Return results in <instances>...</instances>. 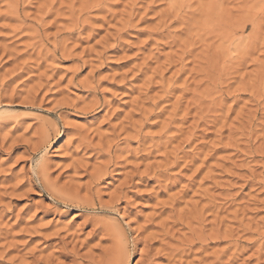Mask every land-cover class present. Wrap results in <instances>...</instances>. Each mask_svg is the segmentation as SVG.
<instances>
[{
	"label": "rangeland",
	"instance_id": "1",
	"mask_svg": "<svg viewBox=\"0 0 264 264\" xmlns=\"http://www.w3.org/2000/svg\"><path fill=\"white\" fill-rule=\"evenodd\" d=\"M0 264H264V0H0Z\"/></svg>",
	"mask_w": 264,
	"mask_h": 264
},
{
	"label": "bare ground",
	"instance_id": "2",
	"mask_svg": "<svg viewBox=\"0 0 264 264\" xmlns=\"http://www.w3.org/2000/svg\"><path fill=\"white\" fill-rule=\"evenodd\" d=\"M46 132V131H45ZM122 255V254H121Z\"/></svg>",
	"mask_w": 264,
	"mask_h": 264
}]
</instances>
